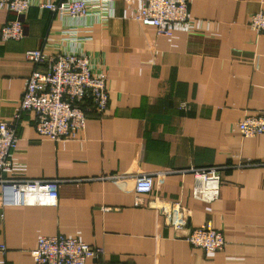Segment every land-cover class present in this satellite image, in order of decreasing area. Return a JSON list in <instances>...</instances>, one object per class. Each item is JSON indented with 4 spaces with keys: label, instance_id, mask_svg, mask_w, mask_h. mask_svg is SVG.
<instances>
[{
    "label": "crops",
    "instance_id": "crops-1",
    "mask_svg": "<svg viewBox=\"0 0 264 264\" xmlns=\"http://www.w3.org/2000/svg\"><path fill=\"white\" fill-rule=\"evenodd\" d=\"M29 1L24 37L0 43V121L18 108L33 69L28 49L85 52L93 72H107L109 97L73 139L40 136L34 113L22 112L4 175L60 182L51 201L0 199V264H35L38 237L58 233L124 264H264V133L246 137L238 128L245 115L264 113V33L248 24L264 0H188L189 22L171 35L135 18L141 0H106L104 22L39 6L57 0ZM13 16L0 7V26ZM248 158L255 164L235 166ZM206 165L220 167L212 201L192 196L188 169ZM139 173H152V192L136 204ZM152 195L159 201L149 203ZM165 201L185 207L184 228L165 222ZM206 221L222 231V249L185 239Z\"/></svg>",
    "mask_w": 264,
    "mask_h": 264
},
{
    "label": "built area",
    "instance_id": "built-area-1",
    "mask_svg": "<svg viewBox=\"0 0 264 264\" xmlns=\"http://www.w3.org/2000/svg\"><path fill=\"white\" fill-rule=\"evenodd\" d=\"M30 6L29 0H0L14 16L0 26V43L24 37L20 16ZM40 8L65 19L93 17L104 22L112 14L106 0H57L40 3ZM143 24L152 25L158 35H171L175 25L189 22L188 0H141L135 17ZM249 27L258 34L264 33V9L252 13ZM24 56L33 69L28 75L17 110L9 120L0 121V199L3 204H24L32 201H51L56 196L59 179L11 178L4 175L11 168V153L18 142L17 127L23 111L34 113L36 132L52 140L76 138L86 125L87 114H103L108 105V74L91 69L85 52L58 51L46 53L42 49H28ZM243 136L264 133V113L245 115L238 123ZM255 164L245 159L235 166ZM220 167L206 165L188 169L193 174L192 196L202 201H212L219 195ZM152 192V173L135 176V203ZM156 195L148 202H157ZM167 224L175 229L186 225L187 211L179 201H165L158 207ZM185 239L206 252L220 250L226 241L221 230L210 221L191 227ZM5 247L1 246L3 250ZM35 264H84L94 259L96 264H124L104 257L102 247L90 245L77 237L65 234L40 235L31 251Z\"/></svg>",
    "mask_w": 264,
    "mask_h": 264
}]
</instances>
